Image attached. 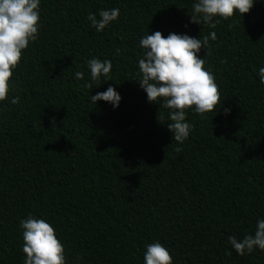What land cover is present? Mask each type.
I'll list each match as a JSON object with an SVG mask.
<instances>
[{
	"label": "trees",
	"instance_id": "1",
	"mask_svg": "<svg viewBox=\"0 0 264 264\" xmlns=\"http://www.w3.org/2000/svg\"><path fill=\"white\" fill-rule=\"evenodd\" d=\"M193 2L41 0L38 38L0 102V264H24L29 215L53 226L68 264H144L157 241L173 264H264V251L241 256L228 243L264 219V0L217 18L216 29L190 22ZM111 8L118 20L97 32L89 15ZM156 31L216 32L200 58L221 104L203 117L187 111L193 130L182 145L169 110L138 83L140 38ZM94 57L113 65L99 82L87 69ZM108 87L118 109L91 103Z\"/></svg>",
	"mask_w": 264,
	"mask_h": 264
},
{
	"label": "clouds",
	"instance_id": "2",
	"mask_svg": "<svg viewBox=\"0 0 264 264\" xmlns=\"http://www.w3.org/2000/svg\"><path fill=\"white\" fill-rule=\"evenodd\" d=\"M255 3L256 0H194L190 22L216 29L217 18L228 19L236 14L242 17ZM40 6L41 0H0V102L8 98L11 77L24 51L38 38ZM119 16L120 9L111 8L90 14L88 20L92 28L103 32ZM210 40H216L215 31L202 39L177 33L165 37L156 31L142 36L139 41L143 52L138 60V83L149 103L169 110L168 130L178 145H182L193 130L187 122L188 110L203 117L206 113L215 112L221 104L215 76L205 68V58H200L202 49H207L206 56L210 54ZM116 52L120 54L119 49ZM112 67L111 60L94 57L87 61V69L94 82L108 77ZM75 78L83 80L84 73L75 72ZM258 78L264 84V66L259 68ZM91 86L90 83L85 84L87 88ZM121 99L116 89L108 87L106 91L91 96V103L104 101L115 110L119 108ZM18 102L19 97L11 100L12 104ZM180 150V147L176 148V151ZM20 227L23 229L22 250L26 254L24 264H68L64 245L49 222L29 215L21 221ZM228 243L241 256L255 250L264 251V219L257 220L254 234L245 235L242 239L230 236ZM144 264H173V258L169 250L157 241L146 245Z\"/></svg>",
	"mask_w": 264,
	"mask_h": 264
}]
</instances>
